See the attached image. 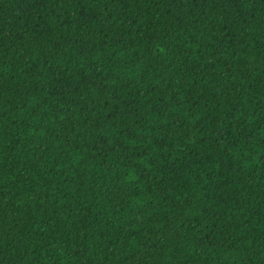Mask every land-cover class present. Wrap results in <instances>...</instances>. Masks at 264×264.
<instances>
[{"label": "trees", "instance_id": "1", "mask_svg": "<svg viewBox=\"0 0 264 264\" xmlns=\"http://www.w3.org/2000/svg\"><path fill=\"white\" fill-rule=\"evenodd\" d=\"M0 264H264V0H0Z\"/></svg>", "mask_w": 264, "mask_h": 264}]
</instances>
